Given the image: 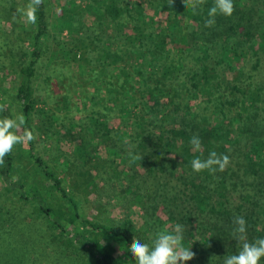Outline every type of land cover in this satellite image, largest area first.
<instances>
[{
    "label": "trees",
    "instance_id": "trees-1",
    "mask_svg": "<svg viewBox=\"0 0 264 264\" xmlns=\"http://www.w3.org/2000/svg\"><path fill=\"white\" fill-rule=\"evenodd\" d=\"M48 2L57 22L48 21L43 0L14 98L25 117L21 135L30 129L55 145L48 159L36 151L35 140L23 152H10L0 181L12 189L15 161L27 158L51 183L44 196L40 181L30 185L29 175L16 182L25 201L32 192L35 212L47 218L58 248L65 255L71 248L85 252L83 264H135L134 236L150 243L179 223L186 229L184 246L195 253L187 264H223L239 251L235 216L246 220L250 242L264 238V0H233V14H218L213 27L205 21L214 0L196 10L182 0L171 7L167 0ZM9 3L0 0V21L10 18L8 6L15 5ZM146 6L167 18L148 15ZM43 70L44 83L51 80L60 98L39 112ZM11 112L0 103V119L13 118ZM39 113L45 118L35 122ZM193 134L202 141L201 152L191 149ZM210 151L229 156L226 169L194 172L191 160ZM100 181L136 191L135 205L114 195L119 223L79 210V201L89 203L94 194L102 202ZM138 214L141 222L133 219ZM10 233L0 231L6 237L0 238V264H14L23 254L5 236Z\"/></svg>",
    "mask_w": 264,
    "mask_h": 264
},
{
    "label": "rangeland",
    "instance_id": "rangeland-1",
    "mask_svg": "<svg viewBox=\"0 0 264 264\" xmlns=\"http://www.w3.org/2000/svg\"><path fill=\"white\" fill-rule=\"evenodd\" d=\"M47 3L49 14L47 18L50 24L54 26L58 16L54 14V7L52 4H50L48 0ZM9 5H15L8 6L11 12L10 18L0 21V40L3 39L4 42H7L5 45L3 42L2 45H4V49L0 51V103L10 108L12 110L11 115L15 118L18 114L14 98L17 86V74L21 65L27 63L28 56L30 55L29 35L31 34L33 23L27 22L26 18L22 15L21 10L26 5L25 1L19 0V2H16L12 0V3H9ZM1 11L2 10H0V12ZM145 11L148 15L160 20L167 18V13L155 11L149 6H146ZM16 27H18V29H16ZM52 30H54L53 32L56 31V29ZM44 78L45 73L43 70L40 80L38 81L41 86L37 91V96L40 98L38 102L39 112H41V109H51L56 100L60 98L57 95L58 89L53 84L51 85L52 81L50 80L49 84L48 82L44 83ZM44 118V114L39 113L35 115V122H40L44 120ZM18 134H21V132L19 131ZM53 144L55 145L53 140L42 138L36 133V151L44 159H48V150ZM25 145H27V142L17 144L11 151L12 155L15 152H23L26 150ZM15 165L17 173L14 180L15 184L12 186V189L9 190L6 185L0 181V206L4 208L3 214L0 216V231L2 232L4 228H10L11 233L5 234V236L15 240L14 242H17L16 244H19L23 251L22 256L17 258L14 264H83L82 259L86 256L85 252L79 255L76 253L78 249L71 248V254L65 255L61 251L62 249L58 248L57 244L59 242L54 240L53 231L50 229L47 218L44 214L40 215L35 212V201L32 199V192L28 200L29 202L25 201L20 193L22 189L16 182L20 175H29L28 183L33 185L34 182H36L35 180L40 181L41 186H39V189L44 196H47V191H49L47 189L50 188L51 183L49 181L47 182L41 173L36 172L35 167L31 165L29 159H17ZM43 185L46 186L43 187ZM99 186L100 189L96 192L103 197V200H101L102 202H97L96 198H94L95 194L89 198V203L84 200L79 201V210L81 213L87 214L91 218L96 217L97 220L102 223L113 222L116 224L123 220V217L121 207H114L115 203H117L114 199V195L120 199H124V203L131 201V205L138 204L137 197L133 194L136 193V191L132 189L129 190L124 184L118 185L112 181L109 185H106L103 181H100ZM66 188H68V186H66ZM134 188L137 187L134 186ZM30 189L29 186H25V191H29ZM52 195L56 197V194L52 193ZM134 209L139 212V206H135ZM139 215L140 214L133 216V219L137 222H141ZM123 216L125 218L128 217L126 215ZM0 238L6 237L0 234ZM153 238L154 237L150 238V243Z\"/></svg>",
    "mask_w": 264,
    "mask_h": 264
},
{
    "label": "clouds",
    "instance_id": "clouds-1",
    "mask_svg": "<svg viewBox=\"0 0 264 264\" xmlns=\"http://www.w3.org/2000/svg\"><path fill=\"white\" fill-rule=\"evenodd\" d=\"M185 7L189 5L193 10L198 9L204 4L205 0H182ZM43 3V0H29L21 10L27 22L35 23L36 13ZM174 0H167L171 7ZM234 12L233 0H214L213 5L208 10V19L205 27L215 25V17L224 15L230 17ZM25 124L23 114H17L15 118L4 117L0 119V165L4 164V158L17 144H23L36 139L33 131L24 129L23 134H18L21 127ZM192 151H202V141L200 137L193 134L189 139ZM230 163V158L216 151H210L207 158L196 157L191 160V168L194 172L216 171L223 172ZM232 223L234 239L238 241L239 251L224 257L223 264H260L264 259V238H257L250 242L247 239V222L242 216H235ZM66 227H69L66 225ZM185 225L175 224L171 230H161L155 234L151 243L142 242L139 238L133 237L130 245V252L135 260V264H187L192 260L195 253L191 247L184 246Z\"/></svg>",
    "mask_w": 264,
    "mask_h": 264
}]
</instances>
